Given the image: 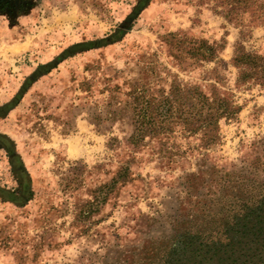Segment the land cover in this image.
Returning <instances> with one entry per match:
<instances>
[{"label": "rangeland", "instance_id": "374dc122", "mask_svg": "<svg viewBox=\"0 0 264 264\" xmlns=\"http://www.w3.org/2000/svg\"><path fill=\"white\" fill-rule=\"evenodd\" d=\"M135 1L0 0V107L71 46L124 32L120 41L40 76L0 119V133L15 143L34 192L24 207L0 200V264H124L125 252L173 235L183 209L193 207L189 175L215 166L219 176L264 181V87L237 90L229 65L240 29L200 0H151L128 21ZM170 33L226 42L220 57L227 65L218 78L241 112L220 122L221 142L207 152L181 124L130 143L134 85L147 83L150 94L168 91L171 73L208 91L204 77L214 65L180 71L161 41ZM245 47L264 55V26L252 30ZM123 167L128 180L106 196L103 187ZM15 186L0 150V187Z\"/></svg>", "mask_w": 264, "mask_h": 264}, {"label": "trees", "instance_id": "16d2710c", "mask_svg": "<svg viewBox=\"0 0 264 264\" xmlns=\"http://www.w3.org/2000/svg\"><path fill=\"white\" fill-rule=\"evenodd\" d=\"M150 3L151 0H136L128 21L137 19ZM200 3L212 4L215 14L240 29V38L229 62L237 71L235 88L264 87V55L245 47L252 30L264 26V0H200ZM123 35L124 32L118 30L106 39L73 45L51 63L41 65L16 96L0 107V119L20 104L40 76L49 74L69 57L112 45ZM161 41L180 71L214 65L204 77L209 83L208 91L197 84H181L179 76L170 72L168 91L160 89L157 94H150L147 83L134 85L129 93L135 127L130 143L138 146L146 137L159 135L172 130L173 125L181 124L184 133L196 136L198 147L207 152L221 142L220 122L234 119L241 112L232 91L227 90L218 78L219 69L227 65L220 57L226 42L223 39L220 43H210L205 39L190 38L186 33H170ZM0 150L6 154L16 183L12 189L0 187V200L24 207L34 196L32 178L15 143L1 133ZM218 176L215 166L189 175L186 179L188 203H193V207L183 209V219L175 221L173 235L166 240H149L141 249L125 252L123 263L264 264V181L236 173L224 172ZM128 177L129 169L123 167L103 187L106 196ZM202 190H206V194H201Z\"/></svg>", "mask_w": 264, "mask_h": 264}]
</instances>
